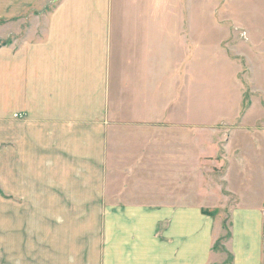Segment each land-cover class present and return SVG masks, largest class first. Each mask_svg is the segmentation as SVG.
<instances>
[{
  "label": "crops",
  "instance_id": "crops-1",
  "mask_svg": "<svg viewBox=\"0 0 264 264\" xmlns=\"http://www.w3.org/2000/svg\"><path fill=\"white\" fill-rule=\"evenodd\" d=\"M168 3L0 0L12 41L0 46V264H226V253L263 264L264 186L249 198L215 142L191 168V125L202 124L184 97L156 105L161 130L139 117V80L158 79L153 20ZM209 171L213 195L190 198L189 175L206 189Z\"/></svg>",
  "mask_w": 264,
  "mask_h": 264
},
{
  "label": "rangeland",
  "instance_id": "rangeland-1",
  "mask_svg": "<svg viewBox=\"0 0 264 264\" xmlns=\"http://www.w3.org/2000/svg\"><path fill=\"white\" fill-rule=\"evenodd\" d=\"M170 7L168 3V12L164 9L154 18L164 25L166 22L171 24L172 28L169 24L165 28L153 20V72L158 79L139 80L142 91H147L145 95L148 96L147 104L144 102L139 108V117L153 120L155 127L161 130L167 127L165 111L160 113L155 109L156 105L173 97L182 101L184 97L190 107V122L202 124L191 125L194 129H191L188 143L191 168H197L199 152H202L200 156L213 155L212 144L215 142L222 153L220 169L227 172V177L234 172L237 187H245L250 193L249 198L253 199L264 186V0H173L172 12H169ZM30 16L33 21L34 16ZM37 26L42 28V24ZM4 32L0 30V46L12 43L4 37ZM13 32L20 35L16 27ZM172 40L173 49L166 42ZM171 59L174 70L166 73L165 86L153 88L161 83L155 69L169 70ZM159 89V97L153 103V95L156 96ZM180 112L175 110V123L178 122L176 117H181ZM200 144L206 152L201 151ZM2 149L0 159L4 161V143H0V151ZM211 156L200 164L209 167L213 164ZM231 158L240 164L231 163ZM241 160L252 161L251 168L243 165ZM213 175L211 171L206 173L207 186ZM162 177L166 179L165 174ZM203 179L201 174L189 175L190 198L198 193L213 195L211 185L199 189ZM223 227L226 230L224 238H227L228 224L225 222ZM217 245L221 246V243ZM230 262L231 255L226 253L225 263Z\"/></svg>",
  "mask_w": 264,
  "mask_h": 264
},
{
  "label": "water",
  "instance_id": "water-1",
  "mask_svg": "<svg viewBox=\"0 0 264 264\" xmlns=\"http://www.w3.org/2000/svg\"><path fill=\"white\" fill-rule=\"evenodd\" d=\"M263 242H264V238H263ZM264 245V244H263Z\"/></svg>",
  "mask_w": 264,
  "mask_h": 264
}]
</instances>
